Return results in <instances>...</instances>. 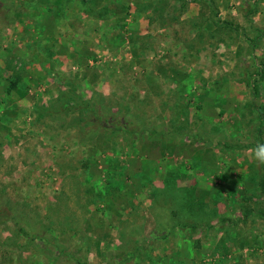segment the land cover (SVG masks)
<instances>
[{
    "label": "rangeland",
    "instance_id": "374dc122",
    "mask_svg": "<svg viewBox=\"0 0 264 264\" xmlns=\"http://www.w3.org/2000/svg\"><path fill=\"white\" fill-rule=\"evenodd\" d=\"M67 85L144 132L87 134ZM258 144L264 0H0V264H264Z\"/></svg>",
    "mask_w": 264,
    "mask_h": 264
},
{
    "label": "trees",
    "instance_id": "16d2710c",
    "mask_svg": "<svg viewBox=\"0 0 264 264\" xmlns=\"http://www.w3.org/2000/svg\"><path fill=\"white\" fill-rule=\"evenodd\" d=\"M67 87L66 93H62L61 98L67 104L68 107L66 108L68 111L79 114L77 122L89 129V133L87 134H92L94 137H99V135L122 136L127 132L133 134L132 137H134L144 132L142 129H137L135 131L136 133L130 132V121L124 120L123 124V121L117 120L120 113L116 114L113 112V109L108 110V107H99L98 103L94 101H85L81 98L82 96H80L79 93L74 91L72 86L67 85ZM119 122L123 125H120ZM179 178L180 177H178V179L174 178V180L178 182V180H180ZM175 181H172L166 187V195H168V198L178 202L177 208L171 212L172 217L176 221V225L173 226V229L180 231L188 229L196 230L200 226H203V221L196 222L194 220H204L203 214L205 209L208 208L207 204L199 198L196 189L184 190L178 188L175 185ZM262 190L264 192V181L262 182ZM216 200L217 199H215V201ZM212 216L216 217L217 214L213 213ZM13 220L15 221V227L19 235L30 239L27 228L21 227L15 217ZM191 220H193V222H191ZM79 264L87 263L79 262Z\"/></svg>",
    "mask_w": 264,
    "mask_h": 264
},
{
    "label": "clouds",
    "instance_id": "9594fccd",
    "mask_svg": "<svg viewBox=\"0 0 264 264\" xmlns=\"http://www.w3.org/2000/svg\"><path fill=\"white\" fill-rule=\"evenodd\" d=\"M254 151L257 161L264 163V144H258Z\"/></svg>",
    "mask_w": 264,
    "mask_h": 264
}]
</instances>
